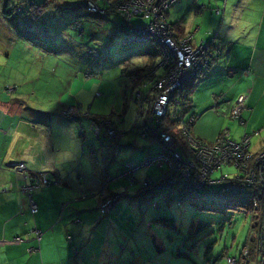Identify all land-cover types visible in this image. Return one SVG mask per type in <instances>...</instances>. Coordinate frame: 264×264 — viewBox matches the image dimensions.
I'll return each instance as SVG.
<instances>
[{
    "label": "crops",
    "instance_id": "1",
    "mask_svg": "<svg viewBox=\"0 0 264 264\" xmlns=\"http://www.w3.org/2000/svg\"><path fill=\"white\" fill-rule=\"evenodd\" d=\"M220 1L181 0L167 15V22L178 33L193 35L194 44L200 41L210 43L213 39L219 41L220 37L223 43H219L225 48L217 62L195 81L188 96L190 111H187V115L200 116L193 125L194 136L208 144L214 143L220 133L222 117L218 111L231 106L241 93L249 94L248 110L242 113V118L248 123L246 127H241L237 121L230 122L238 131L236 141L240 140L242 134H252L259 129H262L264 137V0H241L242 7H239V2H232L231 8L228 0L227 4L223 3L219 8ZM227 7L229 11L233 8L234 15L238 9L240 17L238 20L228 18L223 25ZM51 12L47 8L36 21H31L30 30L24 31L20 26L11 25L0 27L1 41L13 43L10 51L0 52V165L15 159L25 163L30 172L46 173L49 177L62 180L58 186L34 192L38 213L33 220L26 205L21 207L17 192L9 189V183L15 181L13 173L2 171L0 264H108L119 258L122 263L124 257L118 255L120 249L116 244L108 251H96L101 244L93 240L95 236L101 239L108 237V233H115L118 225L122 224L120 208L125 203L117 207L114 205L111 212L104 216L99 210L100 201L97 197L80 200V196L95 194L99 190L103 172L102 152L109 163L110 174H116L122 167L123 164L115 165L114 154L120 147L134 146L137 141L133 133L135 129L132 130L128 124L113 121L110 117L113 114H107L110 96L93 97L96 91L108 92L104 91L105 82L99 81L100 77L93 76L91 79L95 80L94 89L83 87L76 70L77 67L80 69L79 61L82 59L71 49L74 41L66 26L49 23L43 18L44 15H51ZM108 16L105 21H109ZM219 19L223 27H217ZM135 22L137 25L140 23ZM46 23L49 24L45 30ZM233 23L236 28H233ZM118 26L126 38V29L122 25ZM213 32L212 40H205V34ZM49 33L55 34V39L50 40ZM152 50V45L145 49L146 63L143 67L156 60L153 57L157 49L155 47V51ZM30 51L36 52L32 53L33 58L30 57ZM41 51L46 52L43 60L39 56ZM12 55L15 58L14 66L5 73L7 65L2 64L1 59L3 56L10 59ZM23 60H27V63L22 64ZM143 67L129 68L126 64L122 67V83L126 90L123 76ZM245 70L250 75H242ZM9 84L17 85L14 92H6ZM221 94L218 109L212 111V98ZM75 105H81L83 110L89 109L90 119L109 118L126 135L118 144L105 141L102 148L92 136L86 135L85 129L84 135L80 136L73 120L60 114L65 107ZM209 111L214 115L205 114ZM82 126H87L86 120ZM139 127L136 126L137 132ZM144 142L145 148L154 146L152 142ZM262 144L264 140L253 136L250 151H258ZM98 151L101 153L100 158L96 157ZM145 176L154 181L160 178L145 173L138 175L137 180L141 181ZM122 186L126 187L123 180L116 185L111 183L108 194L120 198L122 192L119 193L118 188ZM123 192L126 193V190ZM20 208L23 209L22 213H19ZM32 227L42 232L43 238L39 244L34 233L30 232ZM69 235L78 249L76 255L66 240ZM16 237L22 240L15 242L13 239ZM36 248L39 251L33 252ZM134 260L144 264L139 253L134 255Z\"/></svg>",
    "mask_w": 264,
    "mask_h": 264
},
{
    "label": "built area",
    "instance_id": "2",
    "mask_svg": "<svg viewBox=\"0 0 264 264\" xmlns=\"http://www.w3.org/2000/svg\"><path fill=\"white\" fill-rule=\"evenodd\" d=\"M180 0H86L82 7L85 12L91 15L104 17L108 11H114L123 16L126 25V42L153 43L160 52L159 60L144 68L139 73L125 76V84L131 91V98L136 106L135 120L149 117L152 124H159L167 116L170 108L179 109L176 111L174 125L179 130L180 136L193 152L190 158H183L176 151L175 141L171 134L166 132L158 134L162 151L152 156L151 159L124 163L122 168L114 175L107 171L106 163H103V172L100 180L99 190L93 194H82L80 200L96 196L99 199V210L101 214H108L117 196L108 197L107 187L110 183L126 178L130 186H135L139 181L135 174L145 168L157 167L166 168L170 174L169 179L164 183H155L151 177L145 176L141 186L153 188L161 195L162 199H170L178 205L185 197V192L190 191L195 195H204L211 192L210 185L216 182H225L223 187L224 199L230 201L235 199L246 203V211L250 215V233L254 238H247V246L240 254V262L243 264H264V144L256 152H251V138L261 137L262 129L255 130L252 134H243L239 141H234L225 128L220 133L214 144H205L193 137L191 127L195 118L190 116L185 120L187 110L186 87L195 79L199 78L209 67H211L223 54L220 43L213 39L207 43L200 41L194 44L193 35L189 33H178L177 29L167 22L168 11ZM132 19L142 21V25L130 24ZM73 29H78V24L73 23ZM90 58L96 60L99 53L93 49H87ZM244 71L243 75H248ZM92 74L83 73V80H89ZM16 87H6L7 92L15 91ZM248 94L243 93L237 96L231 106L223 111H218L225 121H237L238 125L245 127L247 121L241 116L247 110ZM222 95L212 98V109H218V102ZM79 107H66L62 110L64 116H71L81 125V118L87 116V112H78ZM89 129L93 136L102 145L104 139L114 141L120 139L124 133L109 120L91 121ZM81 128H79L80 133ZM145 134H141L144 138ZM232 167L235 173L232 178L223 175L219 180L212 181L211 176L225 167ZM3 170L10 171L15 181L9 184L14 187L20 197L26 200L31 214L38 211L37 204L32 194L35 190L57 184L61 181L49 179L45 173L28 172L25 163L18 160L6 161L0 165V174ZM213 191V190H212ZM239 199V201H238ZM187 199L185 198V201ZM208 202V201H206ZM152 208L156 207L153 202L149 203ZM77 223V221H76ZM35 239L39 242L42 233L32 228ZM20 242L21 239H14ZM72 245V238H67ZM248 244L250 246H248ZM72 252L77 254L75 246L71 247ZM39 249H33L37 252ZM133 254H131L132 256ZM228 264H238L237 257H228Z\"/></svg>",
    "mask_w": 264,
    "mask_h": 264
},
{
    "label": "rangeland",
    "instance_id": "3",
    "mask_svg": "<svg viewBox=\"0 0 264 264\" xmlns=\"http://www.w3.org/2000/svg\"><path fill=\"white\" fill-rule=\"evenodd\" d=\"M8 1L11 8L22 9L23 14H25L24 7H27V11L29 10L28 5L19 3L21 0ZM30 1L36 4L35 7L42 8V12L43 9L45 10L46 8L53 11L51 12V15H44L43 18L47 19V22L63 24L66 26L71 35V39L74 41V43L72 42L71 44V49L82 59V61H79L80 69L78 67L76 68L78 71L77 75L81 79L79 81L83 83V87H91L94 89L95 80L89 81V79L86 80L88 82L83 81V73L88 72L93 76L100 77L99 81L105 82L103 86L104 91H108L110 95H108V92L99 91V93L96 91L93 97L100 98L101 96H110L108 100L109 113L107 114H113L110 116L113 121L123 122L128 124L131 128L136 115V106L130 98V91L126 90L122 83V67H124L125 64L129 68L143 67L146 63L145 49L152 44L141 42H135L133 44L127 43L124 34L117 28L119 27L117 25L118 23L122 24V18L120 15L110 14L108 16L110 17L108 18L109 21H105V18L101 16L88 15L82 7L81 2L83 0ZM5 2L6 0H0V27L11 25L17 27L20 26L24 31L30 30L27 23H24L18 17L19 15L13 10L11 11V15L5 13ZM232 2H239V7H242L243 5L241 0H228V6H230V8ZM223 3L227 4V0H221L219 8L222 7ZM28 15V21H36L35 19L31 20L33 17L32 15H34L33 13H28ZM231 17L234 20H238L240 17V11L237 9L234 15L233 8L229 11V8L227 7L223 25L227 19ZM135 21L140 20L133 19L132 23H136ZM218 21L219 23L217 27H223V25L220 24V19ZM71 22L78 23L83 30L82 34L72 31L74 29L69 27ZM2 23H5V25H2ZM49 23L44 25L45 30L47 28L45 26H48ZM142 24L143 23L140 21L139 25ZM233 28H236L234 23ZM236 30L238 31V28ZM200 35H202V33H200ZM213 35L214 32L205 34L204 38L205 40L210 41L212 40L211 38L214 37ZM49 36H51L50 40L55 39L53 38L55 34L49 33ZM198 38H200V36H198ZM218 39L223 43L220 37ZM8 43L10 42H5V46L0 44V52H2V50H11L13 43ZM152 47L154 49L152 51L154 52L155 46L152 45ZM222 48L224 52V46H222ZM87 49L97 51L99 53V58L96 60L90 58L86 54ZM158 52L159 50H156V56L153 57L156 58L157 61L160 57ZM29 53H31L30 57L33 58L32 53L36 52L30 51ZM45 55V51L39 53L42 60L46 57ZM14 59L13 55L10 59H6L4 56L3 59H1V63L7 65V68L4 71L5 73L8 72L9 68L14 66ZM23 63H27V60H23L22 64ZM10 85L17 87L15 84H9V86ZM113 106L114 109H112ZM87 107L88 105H86V108ZM81 108V113H90L87 111L89 109L83 110ZM171 111H174L172 107ZM187 111H190V107L186 110V116H188ZM205 114L214 115L211 111ZM89 115L90 114H87L88 117L83 116L80 120L81 124L86 120V127L82 125L79 126V122L73 121L75 124V130L78 133L79 128H84L86 135L92 136L97 144H99L98 140L89 132V123L91 121ZM195 117L197 122L200 116L196 115ZM222 119V123L220 122V131L227 125L229 132L234 135V139H238V131L235 130L236 126L230 123L231 121L227 122ZM145 120L146 117L139 119L137 125L143 127V125H145ZM209 123L213 124L212 121ZM194 131L195 126L191 127V133L193 135H195ZM133 133L136 135V143L132 148L120 147L116 150L114 154L115 165L127 162L136 164L140 161L151 159L152 156L162 151V146L159 142L154 143V146L152 147L145 148V142L143 143V139L137 134V128H135ZM122 138L123 137L111 142L118 144L117 142ZM100 156L101 153L98 151L96 157L100 158ZM145 173H149L151 176H154V178L162 176V173L153 166L151 168L140 170L135 174V178L137 179L138 175ZM234 173L235 169L230 166L221 168L211 176V180H219L223 175L232 178ZM121 180H123L126 187L122 186L118 188L119 193H122L115 205L117 207L125 203V206L120 208L122 224L118 225V228L114 231L115 233H108V237L99 239L95 236L93 240L94 243L101 244V246L97 247L96 251L101 249L108 251L110 247L114 248L115 244L116 247L120 249L118 255L124 257L123 262L121 263L119 258L118 261L113 259L108 264H138L137 260L135 261L134 258L130 257V254L132 253L134 255L139 253L144 264H228L227 257L239 258L241 252L246 247L247 238L249 236H251V239L254 238V233H249L251 218L246 211L228 209L213 197H210V204H204V200H206L205 198H196L192 202H183L178 205L176 202L162 199L159 194L147 193L144 190L142 191L140 189V183L142 180L139 181V185H135L134 187L130 186V182L126 178L117 180L114 184L121 183ZM224 185L225 182H216L210 185V190L220 192ZM125 190L126 193L123 192ZM151 201L156 204L155 208L148 206V203ZM158 217H168L173 219V226L157 223L155 219ZM200 222L210 224L211 226L200 233H191L192 224L196 225ZM100 235L103 236V233H100ZM74 245L75 242L70 245V248ZM248 246L250 245L248 244ZM209 247H211V250L206 254Z\"/></svg>",
    "mask_w": 264,
    "mask_h": 264
},
{
    "label": "trees",
    "instance_id": "4",
    "mask_svg": "<svg viewBox=\"0 0 264 264\" xmlns=\"http://www.w3.org/2000/svg\"><path fill=\"white\" fill-rule=\"evenodd\" d=\"M86 0H83L82 2H81V4L83 5L84 4V2H85ZM111 1H115V0H111ZM117 1V0H116ZM6 4H5V13L7 14V15H11V11L13 10L16 14H18L19 16V18L24 22V23H27V25H28V27H31V25H30V21H28V19H27V17H29V15H28V13H33L34 15H32L33 17L31 18V19H35V20H37V18H39V16L47 9H43V12H42V8H39V7H35L36 6V4H34L32 1H30V0H21V2H20V4H24V5H28L29 6V10L27 11V10H25L24 9V13L26 14H23V12H22V9H19V8H11V6H10V4H9V1L8 0H6V2H5ZM46 3V2H45ZM42 4H44V3H42ZM176 5V4H175ZM174 5V6H175ZM173 6V7H174ZM172 7V8H173ZM202 8V7H201ZM169 12V11H168ZM110 13H114V14H116V15H120V14H118V13H116V12H114V11H108L107 12V14L104 16V18L105 17H107ZM88 14V13H87ZM23 15H24V17H23ZM88 15H91V14H88ZM168 15V14H167ZM121 16V15H120ZM121 18H122V24H118V25H122L125 29H126V23H125V20H124V18H123V16H121ZM138 20V19H137ZM132 21H133V19L130 21V24L132 25H134L135 23H132ZM141 21V20H140ZM139 21V22H140ZM142 22V21H141ZM78 24V23H77ZM138 25H139V23H138ZM173 26V25H172ZM69 27H71L72 29H73V23L71 22V24H69ZM78 27H79V30L78 29H74V30H72V31H75V32H77L78 34H82V32H83V30L80 28V26L78 25ZM174 27V26H173ZM190 34V33H189ZM0 44H3L4 46H5V43L3 42V41H1V39H0ZM125 73V72H124ZM135 73V72H134ZM128 74V73H127ZM129 74H131V73H129ZM198 79V78H197ZM197 79H195L191 84H189V86H187L185 89H186V91H185V93L187 94V98H186V102H187V104L189 103V98H188V96H189V94H190V91H191V88H192V86H193V84L195 83V81L197 80ZM241 94H243V93H241ZM248 100V99H247ZM246 105H247V103H246ZM75 106H77V107H79V108H81V105H75ZM174 109V108H173ZM211 109H212V107H211ZM247 109H248V106H247ZM178 110L179 109H174V111H171V108H170V110H169V112H168V114H167V116L166 117H164L162 120H161V122L159 123V124H152L151 122H150V120H149V117H147V119L145 120V125H143V127H139V129H138V133L137 134H139V136H140V138H141V134L142 133H144L145 134V137L144 138H141V139H143V140H145V141H148V142H152V143H157V142H159V138H158V134H160V133H163V132H166V133H168V134H171L172 136H173V138H174V141H175V147H176V151L178 152V153H180L181 154V156L183 157V158H190V157H192L193 156V152L190 150V148L187 146V144L184 142V140H183V138L180 136V133H179V130L175 127V125H174V123H173V121H174V118L176 117V111L178 112ZM213 110V109H212ZM90 114V113H89ZM190 116H194V118H195V115H188V116H186L185 117V120L188 118V117H190ZM72 120H73V118L72 117H70ZM101 120H109V121H111L109 118H107V117H92V121H101ZM195 120H196V118H195ZM112 122V121H111ZM228 122H230V121H228ZM122 123V122H121ZM194 124H195V122H194ZM82 125V124H81ZM226 127H227V129H228V133H229V135H230V137L232 138V140H234V138H233V136H232V134L229 132V128H228V126L226 125ZM225 128V127H224ZM223 128V129H224ZM135 129V128H134ZM223 129H221V131H220V133L222 132V130ZM84 128H82L81 130H80V133H79V135L80 136H82V135H84ZM79 132V131H78ZM89 132L91 133L92 131L91 130H89ZM132 132V131H131ZM254 132V131H253ZM252 132V133H253ZM220 133H219V135H220ZM192 134V133H191ZM193 135V134H192ZM219 135L217 136V138L219 137ZM243 135V134H242ZM193 137L195 138V139H197V140H199V141H201V142H204V141H202V140H200V139H198L197 137H195L194 135H193ZM242 137V136H241ZM261 137H262V133H261ZM217 138H216V140H217ZM241 139V138H240ZM216 140H215V142H216ZM234 141H236V140H234ZM239 141V140H238ZM214 142V143H215ZM205 144H208V143H206V142H204ZM214 143H212V144H214ZM159 144H160V142H159ZM161 145V144H160ZM211 145V144H210ZM102 158H103V161L106 163V167H107V171H108V168H109V163L107 162V160L105 159V156H104V154H103V152H102ZM27 167V166H26ZM154 168H156L157 170H159L161 173H162V176H160V178L156 181H154L153 179V181L155 182V183H164L165 181H167V179H169V176H170V174L166 171V168L164 167V168H157V167H154ZM27 170H28V168H27ZM3 171H7V170H3ZM28 172H30L29 170H28ZM109 172V171H108ZM2 173V172H1ZM31 173H35V172H31ZM46 174V173H45ZM47 175V174H46ZM112 175H114V174H112ZM48 176V175H47ZM48 178L49 179H51V180H53V179H56V180H59V178L58 177H49L48 176ZM143 179V178H142ZM59 181H61L62 182V180H59ZM61 182H59V183H57V184H51V185H49V186H46V187H42V188H39V189H37V190H42V189H45V188H49V187H53V186H58V185H60L61 184ZM10 184V183H9ZM111 184V183H110ZM109 184V185H110ZM109 185H108V187H109ZM107 187V190L109 189ZM9 189H12L13 191H16V189L14 188V187H10L9 186ZM149 189V190H148ZM37 190H35V191H37ZM142 190H144V191H146V190H148V192L149 193H152V194H155L156 192L154 191V189L153 188H148V187H146V188H142ZM34 191V192H35ZM17 192V191H16ZM34 192H33V194H34ZM17 194H18V192H17ZM33 194H32V197H33ZM18 196L20 197V195L18 194ZM112 196H114V195H109V197H112ZM185 197H183L182 199H181V202H192L194 199H196V198H205L206 200H204V204H210L211 202V200H210V197H213L214 199H216L220 204H222V205H224L226 208H228V209H232V210H243V211H246V203L244 202V200L242 201V202H240L239 201V199H238V203H235L234 201H235V199L234 200H232V201H230L229 202V200H227V199H224L225 198V196L223 195V189L220 191V192H215V191H212L211 190V192H206L204 195H200V196H198V195H195L194 193H191L190 191H186L185 192V195H184ZM185 198L187 199L186 201H185ZM20 199H21V207H23V205L25 204L26 205V208H27V210H28V212H29V214H30V217H31V219H33L34 220V217H35V215L38 213V211L35 213V214H31V212H30V210L28 209V206H27V203H26V200H24V199H22L21 197H20ZM33 200H34V197H33ZM85 200H87V199H85ZM117 200H118V197H117ZM168 201H170V199H167ZM35 201V200H34ZM206 201H208V202H206ZM172 202V201H171ZM36 203V202H35ZM37 204V203H36ZM37 207H38V205H37ZM207 210H209V209H207ZM22 211H23V209L22 208H20V210H19V213H22ZM247 212V211H246ZM155 221L157 222V223H161V224H163V225H168V226H173V223H174V220L173 219H171V218H168V217H158L157 219H155ZM78 223V222H77ZM27 223H24L23 225H26ZM210 224H204V223H198V224H196V225H194V224H192V231H191V233H200V232H202V231H204L205 229H208V228H210ZM32 228H35V227H32ZM32 228H30V230L32 229ZM36 230H38L37 228H35ZM39 231V230H38ZM31 232V231H30ZM42 233V232H41ZM70 236V235H69ZM69 236H67L66 237V240H67V238L69 237ZM71 237V236H70ZM16 238H19V239H21L20 237H16ZM16 238H14V239H16ZM42 238H43V236H42ZM42 238H41V240H42ZM13 239V240H14ZM22 240V239H21ZM36 240V239H35ZM41 240L39 241V242H37L38 244L41 242ZM68 242V241H67ZM69 244V243H68ZM73 244V243H72ZM71 244H69V246H70ZM36 249H39V248H36ZM209 250H211V247H209L208 248V250H207V252H206V254H208L209 253ZM240 263H242V262H240L239 261V264Z\"/></svg>",
    "mask_w": 264,
    "mask_h": 264
},
{
    "label": "clouds",
    "instance_id": "5",
    "mask_svg": "<svg viewBox=\"0 0 264 264\" xmlns=\"http://www.w3.org/2000/svg\"><path fill=\"white\" fill-rule=\"evenodd\" d=\"M96 16H97V15H96ZM101 17H102V16H101ZM126 33H127V31H126ZM218 42H219V41H218ZM141 43H143V42H141ZM132 44H133V43H132ZM148 44H152V45H154V46L156 47V49L159 50L158 47H157L155 44H153V43H148ZM220 45H221V44H220ZM158 53H159V55H160V52H158ZM86 54H87V52H86ZM87 55H88V54H87ZM221 56H222V55H221ZM218 59H219V58H218ZM156 61H157V60H155L154 62H156ZM154 62H152L151 64H153ZM216 62H217V61H216ZM216 62H215V63H216ZM215 63H214V64H215ZM151 64H150V65H151ZM150 65H147L146 67H148V66H150ZM146 67H143V68L140 69L139 71H134V72H135V73H139V72H141V71H142L144 68H146ZM209 68H210V67H209ZM209 68H208V69H209ZM245 71H248V70H245ZM134 72H131V74H133ZM243 72H244V71H243ZM243 72H242V75H243ZM204 73H205V72H204ZM249 73H250V72H249ZM128 75H130V74L124 75L123 78H124L125 76H128ZM248 75H250V74H248ZM92 78H93V75H92ZM92 78H91V79H92ZM91 79H90V80H91ZM83 81H84V80H83ZM124 82H125V79H124ZM8 86H9V85H8ZM6 87H7V86H6ZM126 87H127V86H126ZM127 89L130 91V89H129L128 87H127ZM15 90H16V89H15ZM6 92H7V91H6ZM13 92H14V91H13ZM8 93H11V92H8ZM247 94H248V93H247ZM221 95H222V94H221ZM239 95H240V94H239ZM248 95H249V94H248ZM248 97H249V96H248ZM130 98H131V91H130ZM236 98H237V97H236ZM236 98H235V99H236ZM131 99H132V98H131ZM234 101H235V100H234ZM231 105H232V104H231ZM70 107H77V106H70ZM65 108H66V107H65ZM187 108H189V107H188V104H187ZM62 110H63V109H62ZM62 110L60 111V114H61V115H63V114L61 113ZM247 110H248V109H247ZM80 111H81V110H80V108H79V109H78V112H80ZM80 113H81V112H80ZM82 113H83V112H82ZM87 113H88V112H87ZM242 113H243V112H242ZM88 114H89V113H88ZM63 116H64V115H63ZM241 116H242V114H241ZM66 117H69V118H70L71 116H66ZM85 117H88V116H85ZM146 119H147V117H146ZM138 120H139V119H138ZM138 120H135V119H134L133 126H132V128H131L132 130H133L134 128H136V123H137ZM73 121H75V120L73 119ZM91 121H92V118H91ZM91 121H90V122H91ZM122 123H123V122H122ZM113 124H114V123H113ZM114 125H115V124H114ZM192 127H193V126H192ZM81 129H82V128H81ZM117 129H118V128H117ZM89 130H90V129H89ZM118 130H119V129H118ZM119 131H121V130H119ZM121 132H123V131H121ZM123 133H124V132H123ZM78 134H79V132H78ZM91 134H92V132H91ZM125 135H126V133H124V135H123L122 137H124ZM102 138L104 139V141H103L102 145L99 144L101 148H102L104 142H105V141H108V140L105 139L104 135L102 136ZM159 142H160V141H159ZM160 144H161V143H160ZM161 146H162V144H161ZM158 153H159V152H158ZM13 160H15V159H13ZM18 161H19V160H18ZM4 163H5V162H4ZM103 163H104V161H103ZM122 166H123V165H122ZM121 168H122V167H121ZM121 168H120V169H121ZM120 169H119V170H120ZM119 170H118V171H119ZM118 171H117V172H118ZM117 172H116V173H117ZM12 182H13V181H12ZM114 182H115V181H114ZM10 183H11V182H10ZM112 183H113V182H112ZM137 185H139V183H138ZM140 186H141V183H140ZM132 187H134V186H132ZM141 187H142V186H141ZM142 188H144V187H142ZM148 190H149V189H148ZM148 190H146V191H148ZM88 194H89V193H88ZM155 194H157V193H155ZM107 196L109 197L108 190H107ZM114 196H117V197H118V200H119V196H118V195H114ZM114 196H112V197H114ZM94 197H96V196H94ZM118 200H116V201L114 202L113 206L115 205V203H116ZM165 200H167V199H165ZM151 202H152V201H151ZM170 202H171V201H170ZM149 203H150V202H149ZM149 203H148V206H149ZM153 203H154V202H153ZM181 203H183V202H180V204H181ZM180 204H179V205H180ZM149 207H151V206H149ZM151 208H152V207H151ZM112 209H113V207H112ZM112 209H111V210H112ZM110 212H111V211H110ZM110 212H109V213H110ZM109 213H108V214H109ZM108 214H106V215H108ZM102 215H103V214H102ZM106 215H104V216H106ZM249 233H250V232H249ZM246 246H247V243H246ZM77 250H78V249H77ZM77 253H78V252H77ZM132 254H133V253H132ZM75 255H76V254H75ZM130 257H131V258H134V254H133L132 256H131V254H130ZM227 258H228V257H227ZM239 258H240V257H239ZM239 258H237V259H238V264H239V261H240Z\"/></svg>",
    "mask_w": 264,
    "mask_h": 264
}]
</instances>
